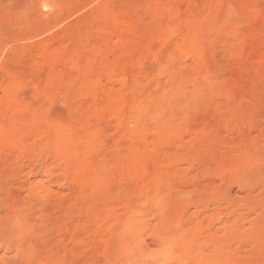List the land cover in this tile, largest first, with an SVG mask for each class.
<instances>
[{
	"label": "rangeland",
	"instance_id": "rangeland-1",
	"mask_svg": "<svg viewBox=\"0 0 264 264\" xmlns=\"http://www.w3.org/2000/svg\"><path fill=\"white\" fill-rule=\"evenodd\" d=\"M0 264H264V0H0Z\"/></svg>",
	"mask_w": 264,
	"mask_h": 264
}]
</instances>
